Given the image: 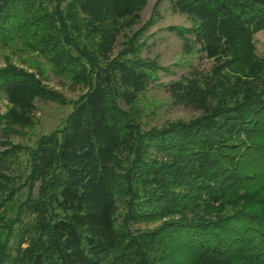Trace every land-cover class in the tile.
<instances>
[{
    "label": "trees",
    "instance_id": "obj_1",
    "mask_svg": "<svg viewBox=\"0 0 264 264\" xmlns=\"http://www.w3.org/2000/svg\"><path fill=\"white\" fill-rule=\"evenodd\" d=\"M149 1L0 0V41L91 82L63 129L30 153L42 194L18 200L1 184L0 264H105L122 247L112 264H264V59L240 48L245 32L264 28V0H169L193 23L171 28L185 51L221 64L167 84L202 116L145 132L119 104L134 108L150 73L111 55ZM31 76L0 70V84L35 96ZM12 157L1 154L0 172ZM124 198L140 221L172 219L130 238L118 224Z\"/></svg>",
    "mask_w": 264,
    "mask_h": 264
},
{
    "label": "rangeland",
    "instance_id": "obj_2",
    "mask_svg": "<svg viewBox=\"0 0 264 264\" xmlns=\"http://www.w3.org/2000/svg\"><path fill=\"white\" fill-rule=\"evenodd\" d=\"M192 25L187 15L173 12L169 0H150L140 22L118 37L111 57L136 59L151 76L149 88L134 108L119 104L120 109L145 132L189 123L204 114L176 103L167 88V84L179 80L182 75H189L194 69L207 76L212 75L214 68L221 64L218 59H211L197 50L186 52L184 41L171 29L173 26L190 28ZM241 41L242 50L250 44L255 55L264 59V28L245 32ZM10 68L32 75L41 87L35 96H27L15 93L20 90L11 87L10 82L0 84V117L9 131V136L0 134V157L2 153L4 156L13 155L10 170L0 172V186L8 185L17 199L23 200L29 193L40 196L43 192L42 182L31 176L30 153L42 138L63 129L73 113L75 102L89 90L91 82L89 73H82L83 76L79 77L60 70L41 52L29 50L20 41H0V70ZM170 219L140 221L129 213L127 198L121 201L118 214L119 229L122 233L127 229L130 238L153 231ZM122 251L123 247L105 264L116 262ZM135 261L136 258L131 257L126 264Z\"/></svg>",
    "mask_w": 264,
    "mask_h": 264
}]
</instances>
